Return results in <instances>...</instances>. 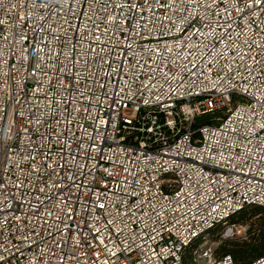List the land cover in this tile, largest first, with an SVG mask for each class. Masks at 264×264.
Listing matches in <instances>:
<instances>
[{
  "label": "built area",
  "instance_id": "built-area-1",
  "mask_svg": "<svg viewBox=\"0 0 264 264\" xmlns=\"http://www.w3.org/2000/svg\"><path fill=\"white\" fill-rule=\"evenodd\" d=\"M69 2L74 14H67V5H64L60 17L54 15L45 24L41 17L48 15L46 7L59 11L53 0H0V100L3 101L0 108L4 109L0 111L3 117L0 128L5 130V140L16 128L28 126L35 142L32 148L42 143L41 150L51 149L54 156L57 140L61 147L65 143L69 145L66 150L69 156H76L85 165L75 171L89 172L87 179L78 178L87 187L105 192L109 197L117 194L133 207L143 199L154 203L157 211L162 205L170 210L157 218L147 204L143 205L144 211L138 214L144 222L130 225L139 232L132 250L122 251L129 246L124 236L115 247L109 244L110 252L104 250L103 244L92 247L89 254L98 253L99 264H113L117 257L119 264H183L184 251L195 239L205 238L209 230L225 224L247 206L264 207V159H261L264 128L260 127L264 123V76L260 75L264 69V11L241 20L235 6L229 9L235 18L234 33L239 34L243 28L240 39L254 45L252 49H245L259 62L252 69V75L243 67L242 75H232L227 73V68L220 73L218 67L209 70L205 66L204 76L197 79L180 71L182 59L175 61L169 75L164 76L172 58L165 53L164 45L176 51L175 42H186L191 26L199 27L196 21L185 23L178 12L173 17L175 24L150 20L141 29L144 21L137 19L133 24V14L129 13L124 27L130 26L134 31L126 38L123 30L105 31L100 12L89 11L85 16L83 9H76L74 0ZM157 15L163 17L165 10L160 9ZM65 19L71 22V27L65 24ZM193 42L200 44L195 37ZM97 53L106 57L111 69L122 66L123 75L110 72L108 63L100 61L93 85ZM73 57L78 61L75 65ZM194 58L203 64L199 55L194 53ZM245 59L250 65L254 63ZM140 63L146 64V68L141 69ZM73 72L79 81L76 90L67 83ZM102 83L106 92L100 87ZM92 87L99 101L91 95ZM80 91H84V96H80ZM68 93L74 97L69 117L72 124L57 126L55 118L67 106ZM85 97L91 98L89 112L77 113L75 110L81 101L88 106ZM17 109L23 114L18 118ZM213 112H223L224 117L209 126L193 127L196 116ZM36 120L41 121L39 132L48 137L46 140H41L34 130ZM49 121L51 128L45 127ZM66 127L71 130L64 135ZM77 138L84 141L85 149L91 146V152L78 151ZM12 143L15 149L21 140L17 137ZM12 155L13 163L6 170L0 168L3 185L0 221L4 222L0 224V255L4 257L0 264H65L62 258L68 252L67 246L58 249L45 244L40 237L30 234L31 224L22 227L28 223V217L40 214L36 210L39 203L36 198L45 197L38 188L48 187L44 169L40 168L38 173L32 171L40 167L39 156L33 152L37 159L32 160L23 151L19 156L15 152ZM18 177L22 187L15 186ZM87 195L83 193L84 197ZM148 214L155 223L148 219ZM81 219L82 215L76 216L77 221ZM234 227L226 226L224 235L233 234ZM109 235L116 240L114 234L104 232L105 237ZM73 251L80 253L84 260L81 247H74ZM228 257L231 256L213 258L211 250L206 248L195 260L199 264H235ZM95 259L93 255L86 264H93ZM66 264L73 262L69 260ZM251 264H264V256Z\"/></svg>",
  "mask_w": 264,
  "mask_h": 264
},
{
  "label": "snow or ice",
  "instance_id": "snow-or-ice-1",
  "mask_svg": "<svg viewBox=\"0 0 264 264\" xmlns=\"http://www.w3.org/2000/svg\"><path fill=\"white\" fill-rule=\"evenodd\" d=\"M53 2L59 11L53 12L50 8L46 7L48 15L41 17L45 24H47L54 15L59 18L61 11L65 10L64 5H67V14H74L72 4L69 0H53ZM74 3L77 10H84L82 14L85 16L89 15V11L92 13L97 11L100 12L103 22L106 25L105 31H107L108 28L123 30L126 32V38L132 36L134 31L130 26L124 27L127 25L129 13L133 14V24L136 23L137 19L144 21L141 25V29L146 28L150 20L152 22L158 20L160 22L175 24L176 21L173 17L178 12L185 23L189 21H196L199 23V27L193 24L186 33L188 36L186 42H175L176 51H173L167 44L164 45L165 53L171 54L172 57L169 64L166 66L168 71L164 72L165 77L171 72L175 61L181 59L180 71H186L197 79L204 76L205 66H207L209 70L218 67L220 73H224L225 68H227V73H231L232 75H242L240 70L243 67L245 72L252 75V69L259 63L256 57L251 56L250 52L245 50L246 48L252 49L254 46L253 43H249L246 39L243 41L240 39V36L244 34V29L241 28L239 34L234 33L233 21L235 18L232 17V13L229 9L235 6L239 18L244 20L246 17L253 16L257 11H264V0H164L163 3L161 0H142V2L141 0H74ZM98 5H102V7H97ZM34 7H36V5H34ZM117 9L120 10L119 14L117 13ZM160 9L165 10L166 15L163 17L157 15ZM221 12L224 14L221 15ZM149 13H151V16L148 15ZM89 18L91 17L89 16ZM97 19H101V17H97ZM65 24H68L69 27L72 26L71 22L67 19H65ZM94 27L98 28L99 25L94 22ZM245 27H250V25H245ZM49 30H52L50 25ZM168 30L170 31V29ZM181 30L183 31L182 26ZM66 34L67 33H65V35ZM136 35L140 36L139 33H136ZM193 37L200 40V44L194 43ZM23 39H27V37H23ZM95 39H99V37H95ZM201 44H203V50L201 49ZM128 47H131L130 43ZM89 50L93 51L91 47H89ZM101 51H103V49H101ZM155 51L158 52L159 49ZM194 53L200 56L203 64L196 61ZM96 55L99 59L96 60L97 72L92 74L93 85L99 74L101 67L100 61H106L105 56L100 53ZM245 57L253 60L254 63L251 65L248 64ZM237 60H239L240 63H236ZM72 61L73 65L78 63L75 57L72 58ZM84 63L91 67L87 60H85ZM107 63L110 72L116 71L123 75L122 66L118 70H113L111 69V63ZM189 64H191V68L188 67ZM140 68H146V64L140 63ZM156 70L157 69H154L153 71ZM61 71L64 70L61 69ZM227 73H225V75H227ZM107 74L108 73H105V75ZM86 75L85 73V77ZM260 75L264 76V69L260 70ZM253 79H255V76H253ZM67 83L71 89L76 90V85L79 83L77 80V73L73 72ZM100 87L106 92L103 83ZM85 88H87V85H85ZM79 94L80 96H84V91H80ZM91 95L99 101V96L96 95L95 87H92ZM68 98L69 102L67 106L61 109L59 116L55 118L57 126L62 123L69 126L72 124L69 117L71 116V100L74 99V97L71 93H68ZM85 100L88 101V106L85 107L84 102L81 101V106L77 107L75 110L77 113L83 114L89 112L91 98L85 97ZM2 103L3 101L0 100V104ZM262 106H264V102H262ZM8 108H11L10 104ZM0 111H4V109L0 108ZM21 115L23 114L17 109V118ZM253 115H255V113ZM61 117L63 119H61ZM0 119H3V117H0ZM253 123H255L254 120ZM15 124L16 121L14 120L13 128H15ZM40 124V120L34 121V130L41 140H46L48 137L39 132L38 126ZM51 126L50 121L45 122V127L51 128ZM260 127L264 128V123H261ZM69 130L71 129L66 127L64 135H66ZM5 135V130L0 128V168L6 170L8 165L13 163V152H15L16 156H19L20 152L23 151L26 156H29L32 160H36L37 156L32 155V153L35 152L38 154L41 164L40 167L33 168L32 171L38 173L40 168H43L47 173V181H45V183L48 187L38 188L39 192L44 193L45 198L43 200L40 199V197L36 198L39 201L36 210L40 214L36 215L34 218L28 217V223L22 224V227H28V225L31 224L30 234L34 233L35 236L40 237L45 244L54 245L58 249L67 246L68 252L62 258L65 264L69 260L72 261L73 264H86L87 260H92L93 255L96 257V259L93 260V264H99V254H89L88 250L103 244L104 250L110 252L109 244L115 247L116 242L121 236L125 237V242L129 245L123 248L122 251L125 253L130 252L135 239L139 237V232L131 229L130 225L137 221L140 223L144 222L143 218L138 214L140 211H144L142 206L147 204L150 207V212L154 213L157 218H159L163 212L170 211L163 205L161 209L157 211L154 203L143 199L136 204V207H133L132 204L128 203V201L119 197L117 194H113L112 197H109L105 192L87 187L83 183V180L78 178L83 177L87 179L89 172L75 171L76 169L84 168L85 165L81 164L76 156H69L66 151L69 145L66 143L61 147L59 145V140H57V151L53 156L51 149L48 151L41 150L44 146L42 143L37 144L35 148L31 147L35 142L32 140V131L28 126L22 129L16 128L12 135L7 136V142L5 140ZM73 136H75L74 132ZM17 137L21 140V144L14 149L12 142ZM89 139H91V137H89ZM24 141H27L28 144L23 143ZM77 143L79 144L78 151L84 150L91 152V146L85 149L82 139L77 138ZM90 158L89 156V159ZM261 159H264V157ZM54 161L58 162L54 163ZM69 165H71V168H69ZM17 180L18 183L15 186L22 187L23 184L20 182L19 177ZM2 186L3 185L0 184V187ZM85 192L88 193L87 197L83 196ZM135 195L139 194L137 193ZM117 200H119V203H116ZM105 201H108V203H105ZM45 209H47L46 212ZM0 211L3 210L0 209ZM81 215L82 219L77 221L76 216ZM45 217H47V219ZM148 219L153 220V223H155L151 214H148ZM2 223L4 222L0 221V224ZM161 223H163V221H161ZM41 229L43 231H40ZM105 231L114 234L116 240L112 239V235L105 237ZM129 232H131L130 236ZM23 239L28 240L29 237H23ZM105 239L108 240V243H104ZM74 247H81L82 255L84 256L83 261L81 259V254L73 251ZM135 247L139 248L140 246L135 245ZM53 255H55V253H53ZM111 255L117 256V253L111 252ZM3 259L4 257L0 255V260ZM125 259H128L127 255ZM227 259H231V257ZM113 264H119L118 257Z\"/></svg>",
  "mask_w": 264,
  "mask_h": 264
},
{
  "label": "rangeland",
  "instance_id": "rangeland-1",
  "mask_svg": "<svg viewBox=\"0 0 264 264\" xmlns=\"http://www.w3.org/2000/svg\"><path fill=\"white\" fill-rule=\"evenodd\" d=\"M248 209L250 210V208ZM250 211L246 212L244 221L236 224L233 228V234L229 236L224 235V227L218 226L206 235L205 238H202L190 247L184 255L185 264H199V262H196L195 257L206 248L211 250L213 258H218L225 255L224 252L230 251L233 247L242 245L243 242H254L261 227V220L259 219V215H255ZM249 231L250 233H248Z\"/></svg>",
  "mask_w": 264,
  "mask_h": 264
},
{
  "label": "trees",
  "instance_id": "trees-1",
  "mask_svg": "<svg viewBox=\"0 0 264 264\" xmlns=\"http://www.w3.org/2000/svg\"><path fill=\"white\" fill-rule=\"evenodd\" d=\"M223 117H224L223 112H213V113L198 115L193 120V127H198L201 125L209 126L219 121V119ZM248 208H250L251 211ZM247 211L248 212L250 211L255 215H259V219L261 220V224H260L261 227L258 230V235L255 238L254 242H243L242 245H237L233 247L230 251L224 252L225 255L220 256V257H224L226 256V254L231 256L235 264H251L256 259L264 256V207L253 206V205L247 206L243 209V211H240L236 215L231 216L230 219H228L225 224L217 225L213 229L209 230L207 233L208 235L212 230H214L218 226H223L225 229L226 226L234 227L236 226V224L242 223L244 221V217ZM248 233H250V231ZM201 239L202 238L195 239L185 249L184 254L187 250H189L190 247H192L195 243H197ZM182 261L183 264H185L184 255Z\"/></svg>",
  "mask_w": 264,
  "mask_h": 264
}]
</instances>
